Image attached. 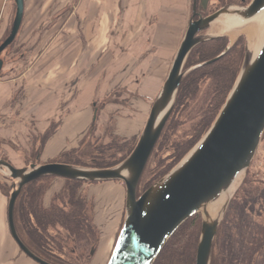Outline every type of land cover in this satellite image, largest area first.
I'll use <instances>...</instances> for the list:
<instances>
[{
    "label": "rangeland",
    "instance_id": "1",
    "mask_svg": "<svg viewBox=\"0 0 264 264\" xmlns=\"http://www.w3.org/2000/svg\"><path fill=\"white\" fill-rule=\"evenodd\" d=\"M38 1L39 0H30V5H32V2L36 3ZM40 1L42 2L46 0ZM47 1L51 4L50 16H48L51 18L49 20L50 22H48L44 28L40 27L41 29L39 30L38 27L34 25V29L30 31V34L33 33V36L26 41V45H24L25 43H20L28 49H21V45L19 44L18 47V45H16L18 42L15 41L13 45L0 56V59L4 62V68L0 73V81L13 80L16 82V88H14L15 90L13 89L11 101L13 107H15L16 104L27 95V89L31 91V93L34 92V96L32 97L35 98L41 97L45 100L61 98V101L64 98L65 101L63 103L61 102L62 104L58 106V109H60L59 118L52 122L49 129L53 132L54 129L62 123L64 117L70 115L74 111L73 102L79 96L80 91L81 97L78 102V110L81 114L85 112L86 104L90 100V97L93 99L89 105L93 112L92 123L95 109L100 115V112L104 110L106 104H108V100L112 101L110 104L121 103L119 101V98L121 97L119 89L113 90L107 97H105V92L109 87L116 83V79L120 75L118 74V66L122 64L120 62H122L124 57L127 58L126 54L134 48V45H137L138 42L135 39L138 38L140 33L142 34L147 31L150 24L156 22L157 15H153V17L150 20L147 19V21L144 20V17L142 18L143 10L146 8L145 5L149 0H92V2L90 0ZM183 1L188 5V28L193 14V0H180V3L182 4ZM251 1L252 0H210L207 11L203 14L211 15L227 6H236L240 8L246 7ZM199 2L200 0H198V4ZM94 4H98V7L97 5L94 6ZM79 17L82 19H79ZM46 18H43L41 13L38 16L37 22H42V20H45ZM68 19L71 20L68 21ZM75 22H77L78 25H76ZM218 22L219 20L213 23L210 28L201 35L214 36V26ZM245 26L246 25L244 24L242 26L232 27L227 32H217L215 35L226 38L229 46L230 44L234 46L239 38L244 37L246 50L248 37L245 32ZM76 27L78 28L76 30L78 37L72 35L75 34L74 30ZM24 28L25 27L23 26L21 32L24 31ZM186 31L187 29L183 32V35L178 42L173 40V44L176 46L175 49L177 51ZM37 34H41V36L37 37ZM48 35L50 36V39H48ZM154 38V33H148L147 41H143V45L150 46V49L157 54L164 53V49L170 43L171 39L166 37L168 39L162 42L158 39L153 40ZM4 40H2L0 44ZM44 49L45 52L47 49H51L52 54L43 58ZM59 50L67 51L66 58L58 57ZM177 51H175L176 54ZM175 56L173 57L170 69ZM43 59H45V62H43ZM189 70L190 68L187 70L185 68L184 72ZM207 88H209L208 84H204L200 88L198 94L190 102L189 108L178 113V118L181 120V124L178 125L175 131L170 130L168 133L170 141L163 146L158 147L154 153L147 172L148 176L151 172L156 171L159 160H164L165 162L160 170H163L165 166L171 162L170 155L174 152L172 145L174 141L184 140L191 134L192 126L201 118L200 113L197 110L202 106V103L206 98ZM155 100H153V104L155 103ZM99 115L94 127L95 133L88 134L84 139L85 141L83 144L81 142L78 144L79 147L77 149L70 151L82 152L80 155L79 153L76 154L77 158L84 157L83 152L88 145L101 146L108 145L112 142L114 136L111 133L113 131L114 122L111 119L110 122L107 123L105 130H103L99 127ZM32 136L34 144L32 153H23L20 147L17 148L19 144L13 146V149L9 147L10 149L8 148L7 151L11 154L16 153L15 155H18L22 161L26 160V164L23 168H28L32 164L44 165L47 163H53L57 158L47 162L41 160L42 144L45 135ZM202 138L159 181L173 171L190 154L196 145H198ZM137 142L138 140L136 141V144ZM263 154L264 136L262 137L261 144L250 168L245 173H242L236 182L234 189L236 192L234 195V192L232 193L233 197L231 202L221 220L220 232L218 231L219 234L216 242L217 251L215 250L217 264H264V171L260 170L259 167L263 160ZM9 155L10 154L6 153V151L0 150V158L3 160L5 158L7 159L6 161L12 164L13 162L8 159ZM85 161L88 162L87 160ZM6 174H8L7 171L0 172V186L6 189L9 199L13 190L14 181L9 179ZM250 174L253 176L251 183L243 186L247 176ZM97 184H104V182H87L85 183V186H96ZM89 190L90 187L84 190L83 197H90L91 194ZM95 190L97 191V189ZM239 191L240 193L237 196ZM90 199L89 204L91 211L88 214L93 219L94 213L92 202L94 198L91 197ZM198 215L200 216L202 223V214ZM51 232V235L63 247L61 254L62 258L67 259L70 264H85L89 259V255L91 256L89 249L83 248V250H77L76 244L73 241L66 239L67 234L63 229L59 228ZM187 233L191 234L189 231ZM189 240L190 236L186 237L185 242H188ZM95 252L96 250H94V254Z\"/></svg>",
    "mask_w": 264,
    "mask_h": 264
},
{
    "label": "water",
    "instance_id": "2",
    "mask_svg": "<svg viewBox=\"0 0 264 264\" xmlns=\"http://www.w3.org/2000/svg\"><path fill=\"white\" fill-rule=\"evenodd\" d=\"M209 2L200 0L198 4V0H193L192 19L168 77L151 108L136 147L124 162L108 169L63 163L32 164L19 169L0 158V172L7 171L6 176L14 181L8 203L10 233L28 258L37 264H50L36 256L20 239L14 218L15 204L24 187L39 179L54 177L88 183L119 181L124 184V222L107 264H154L177 230L198 214H202L203 221L196 264H211L221 220L236 190L224 203L220 218L207 221L202 209L250 168L261 144L264 134V43L255 60L251 59L247 44L237 80L216 120L198 145L166 177L138 196L140 180L174 109L182 81L188 72L195 69L184 72L189 55L198 45L223 37L201 34L230 11L237 12L241 17L240 23L245 24L264 9V0H252L246 7L227 6L207 17H200L198 11L206 13ZM14 4V20L8 36L0 44V56L17 40L24 20L25 0H14ZM196 16H199L198 20H194ZM228 51L229 48L203 65L218 61ZM3 68L4 62L0 59V73ZM96 118L95 109L91 131ZM93 254L94 250L91 256Z\"/></svg>",
    "mask_w": 264,
    "mask_h": 264
},
{
    "label": "crops",
    "instance_id": "3",
    "mask_svg": "<svg viewBox=\"0 0 264 264\" xmlns=\"http://www.w3.org/2000/svg\"><path fill=\"white\" fill-rule=\"evenodd\" d=\"M90 1L92 2V0ZM50 5L47 0L32 2V5H30V0H25L24 20L16 40L18 47L20 43L26 45V41L33 36L30 31L34 29V25L39 30L50 22L51 18L48 17L50 16ZM96 5L98 7V4H94V6ZM145 6L142 18L144 17V20L147 21L153 15H157L156 22L148 26L149 31L140 33L138 38L135 39L138 42L137 45H134V48L126 54L127 58L124 57L120 62L122 64L118 66V74L120 75L117 77L116 83L105 92V97H107L113 90L119 89L121 96L119 101L121 103L106 104L105 109L99 115V127L105 130L107 123L112 119L114 127L111 134L125 141L140 138L148 120L153 100L159 96L168 77L173 57L176 54L175 51L177 50L173 40L178 42L188 25L189 12L185 1L181 4L180 0H149ZM15 12L14 0H0V42L8 36ZM41 13L43 18H46V16L47 18L42 22H37ZM79 19L82 18L79 17ZM70 20L68 19V21ZM75 24L78 25L77 22ZM23 26L25 28L21 32ZM77 29L76 27L73 36L78 35L76 34ZM148 33L155 34L153 40L158 39L164 42L168 39L166 37L171 39L164 49V53L157 54L150 49V46L143 45ZM49 35L47 36L48 39H50ZM39 36L41 34H37V37ZM24 45L20 46L21 49H28ZM43 51V58L52 54L51 49H47L46 52L45 49ZM58 52V57L66 58V50H59ZM43 62H45V59H43ZM14 88H16L15 81H0V150L10 154L8 159L13 162L12 164L15 167L23 168L26 160L22 161L18 155H15L16 153H9L8 148L13 149V146L19 144L17 148L20 147L23 153H32L34 149L32 135H46L52 122L59 118L60 109H58V106L65 100L64 98L62 101L61 98L49 100L41 97L35 98L32 97L34 92L31 93L27 89V95L13 107L11 101ZM80 97L81 91L73 102L74 111L64 117L56 133L43 145L42 161L55 160L61 155L77 149L78 144L89 134L93 117L89 105L93 99L90 97L85 112L81 114L78 110ZM65 184L66 180L62 178H54L50 181L43 199V206L46 209L50 208L53 198L62 192ZM88 187H90L89 192L91 195L90 197L87 196L86 200L90 203V198H94L92 202L93 221L99 233L96 252L88 264H107L124 222L126 188L122 182L115 181ZM88 187L84 184L81 190L82 196L84 190ZM8 203L9 199L0 187V264H37L21 252L11 236L8 222Z\"/></svg>",
    "mask_w": 264,
    "mask_h": 264
},
{
    "label": "trees",
    "instance_id": "4",
    "mask_svg": "<svg viewBox=\"0 0 264 264\" xmlns=\"http://www.w3.org/2000/svg\"><path fill=\"white\" fill-rule=\"evenodd\" d=\"M227 47L228 40L226 38L200 44L189 55L185 68L189 69L209 62L220 56ZM244 57L245 39L242 37L236 41L224 57L192 71L183 79L174 109L140 180L138 196H141L165 176L209 130L237 80ZM204 84H208L209 88H207V95L202 106L197 110L201 118L194 123L191 134L186 139L174 141L172 144L174 152L170 155L171 162L163 170H160L165 162L159 160L156 171L151 172L148 176L147 172L154 153L158 147L170 141L168 134L170 130L175 131L181 124L178 113L189 108L190 102ZM111 102L108 100L107 103ZM98 115L97 113V117ZM58 127L53 132L49 130L44 136L42 145L56 133ZM94 130V128L92 131L90 130L89 134L95 133ZM136 141L137 139L125 141L114 137L108 145H88L83 152V158H77L76 154L79 152L73 151L61 155L54 162L93 169L113 168L131 155L136 147ZM4 160L7 159L4 158ZM52 178L54 177L39 179L23 188L15 204L16 229L22 242L36 256L50 264H70L67 259L61 257L63 247L51 235V231L59 228L65 230L66 239L73 241L77 250L86 248L90 253L92 250H96L99 239L98 230L92 217L88 214L91 211L90 204L81 194L82 187L87 182L66 180L64 189L53 198L51 207L46 209L43 206L44 195ZM252 179L253 176L248 175L243 186L250 184ZM0 187L8 197L6 189ZM239 193L240 191L237 196ZM201 228L202 223L199 215L186 221L168 241L154 264H195ZM188 231L191 234H188ZM218 234L213 245L211 264H217L215 250L217 251ZM189 236L190 240L185 242L186 237ZM92 257L89 255L85 264H88Z\"/></svg>",
    "mask_w": 264,
    "mask_h": 264
},
{
    "label": "bare ground",
    "instance_id": "5",
    "mask_svg": "<svg viewBox=\"0 0 264 264\" xmlns=\"http://www.w3.org/2000/svg\"><path fill=\"white\" fill-rule=\"evenodd\" d=\"M240 20L241 17L237 12L230 11L229 15L223 16L214 26L215 34H217V32H227L232 27L244 25L240 23ZM245 25V32L247 33L248 37V52L251 59L255 60L259 55L264 43V9L256 17L246 22ZM161 115L162 114H160L159 117H161ZM237 179L229 189L223 191L217 199L211 201L202 209L205 212V219L207 221H214L221 217L224 203L229 198L230 194L234 191Z\"/></svg>",
    "mask_w": 264,
    "mask_h": 264
},
{
    "label": "flooded vegetation",
    "instance_id": "6",
    "mask_svg": "<svg viewBox=\"0 0 264 264\" xmlns=\"http://www.w3.org/2000/svg\"><path fill=\"white\" fill-rule=\"evenodd\" d=\"M198 14H200V17H202V18L207 17V16L210 15V14H206V15H204L203 12H199V11H198ZM198 19H199V16H196L194 20H198ZM222 38H223V37H222ZM231 47H233V45H232V46H229V44H228V47H227V48H229V50L231 49ZM227 48H226V49H227ZM225 51H226V50H225ZM225 51H224V52H225ZM224 52H223V53H224ZM228 52H229V51H228ZM228 52H227V53H228ZM223 53H222V54H223ZM227 53H226V54H227ZM222 54H221V55H222ZM226 54H225V55H226ZM225 55H224V56H225ZM224 56H223V57H224ZM218 57H219V56H218ZM213 60H214V59H213ZM206 63H207V62H206ZM204 64H205V63H204ZM202 65H203V64H201V65H197V66H194V67L190 68V70L193 69V68H195V69H193V70H191L190 72H188V73L186 74V76H187L188 74H190L192 71H194V70H196V69H198V68H201V67L205 66V65H203V66H202ZM208 65H209V64H208ZM184 70H185V68H184ZM186 70H187V69H186ZM186 76H185V77H186ZM185 77H184V78H185Z\"/></svg>",
    "mask_w": 264,
    "mask_h": 264
},
{
    "label": "built area",
    "instance_id": "7",
    "mask_svg": "<svg viewBox=\"0 0 264 264\" xmlns=\"http://www.w3.org/2000/svg\"><path fill=\"white\" fill-rule=\"evenodd\" d=\"M260 170H263L264 171V154H263V160L262 162L260 163Z\"/></svg>",
    "mask_w": 264,
    "mask_h": 264
}]
</instances>
